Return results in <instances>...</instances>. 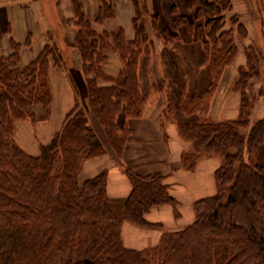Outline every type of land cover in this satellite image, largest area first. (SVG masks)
<instances>
[{"label": "trees", "instance_id": "obj_1", "mask_svg": "<svg viewBox=\"0 0 264 264\" xmlns=\"http://www.w3.org/2000/svg\"><path fill=\"white\" fill-rule=\"evenodd\" d=\"M132 1L135 38L127 40L122 28L102 33L94 29L93 22L114 18L115 8L108 0L101 1L93 22L85 13L83 0H73L77 37L72 49L81 56L77 63L85 74L89 108L119 157L131 133L128 120L141 117L147 98L139 79L143 42L151 40L145 22L158 19L148 12L145 0ZM231 9V0H210L204 10L198 9L197 18L200 13L210 17L205 25L195 27L186 15L176 18L186 21L187 30L202 42L212 70L210 89L202 95L185 94L179 107L185 116L193 117L190 122L176 119L180 136L192 144L182 163L192 170L205 154L222 158L215 173L216 194L195 202L193 223L164 232L158 245L143 250L124 245L123 223L159 227L145 215L166 204L179 215L164 176H142L126 169L132 189L121 201L120 213L117 200L107 194L108 171L81 181L85 161L106 155L107 149L78 103L67 114L61 131L40 147L38 155L22 149L14 138L16 123L49 119V69H61L64 56L46 45L36 59L22 67L20 45L11 43L12 52L0 56V264H264V166L259 159L264 117L252 121L257 97L249 89L260 74L250 57L249 70L241 68L234 84L241 97L238 116L213 119L205 103L237 50L231 30L224 28V12ZM233 18L245 35V25L235 15ZM110 49L122 61L115 77L105 72ZM71 73L78 87L77 74ZM121 116L124 122L119 123Z\"/></svg>", "mask_w": 264, "mask_h": 264}, {"label": "crops", "instance_id": "obj_2", "mask_svg": "<svg viewBox=\"0 0 264 264\" xmlns=\"http://www.w3.org/2000/svg\"><path fill=\"white\" fill-rule=\"evenodd\" d=\"M101 1L102 0H83L85 13L90 20L96 18L101 6ZM145 1H147L150 12L159 16L160 21L163 22L164 18H166V20L169 18L172 19V15H186L188 10H191V7H193L194 10L198 9V6L203 9L205 3L210 0H201L202 5L197 4L198 6L194 5L191 7L188 5L189 0ZM231 1V13L239 19V22L247 27L249 35L253 38L255 37L254 39L258 40V46L263 48L264 0ZM112 2L116 7V17L111 19L109 22L110 25L108 24L109 26L105 24V28L101 26L102 29L97 30L102 33L105 30L110 32L122 28L126 35V39L131 40L134 37V7L130 3V0H112ZM194 3L197 2L195 1ZM73 18H75L73 0H0V52L6 51L8 55L11 53V43H18L20 45L21 62L23 66H26L40 54L46 45H52L53 42H55L57 46L61 47L62 50H60L63 52V55L68 58L71 54L69 48H73L77 37V29H74L71 26L69 27L68 25ZM103 28L105 29L104 31ZM182 31H180V33H182ZM186 31H184V36L183 34L182 36L180 35L182 39L185 37L184 40L186 42L180 41L179 45L174 44V48H172V43H168V48L166 47L167 50L160 51L157 48L158 50L154 52V56L149 55L150 61H153L154 58L157 59L155 60L156 63L158 60L162 61L160 55H166L169 60L173 59L175 62L186 63L188 68H190V73L179 74L180 77L175 78V80H173V77L168 78V80H170L168 88H166L168 91L164 89L165 83L163 82L166 78L163 76H165V74H149V64L147 66L145 65V55L143 54L144 56L141 57L139 63L141 91L148 96L157 94L158 97L156 98V101H149L148 104L144 106L140 118L129 122L131 134L124 153L125 160L132 166L136 167L137 174L142 176L159 174L167 178L166 184L170 186V194L179 202V211L183 214L181 217L182 219L176 220L172 207L170 206L153 209L146 215V219L151 223H163L164 227L166 226L167 229L170 224H172L173 227L168 229L170 231L180 228L182 229L186 225L193 223L195 219L193 204L200 199L215 194L216 186L214 174L221 164L216 159L209 161L204 160L197 165L196 170L194 171L184 169L181 164V156L188 148V145L180 136L176 121L172 120L167 122V120H163L164 109L166 108L165 99L167 96L170 95L172 104L176 106V108H179L183 101V93H188L192 96L202 95L211 87V77L208 64L206 63L207 65L203 66L201 70L199 68L203 63L196 66V63L200 61L208 62V59L204 60L203 46L202 44L195 42L193 36L190 33L189 36ZM67 36H72V43L68 42ZM186 37L188 38L186 39ZM249 39L251 38L249 37ZM165 42L166 41H163L164 44H166ZM259 51L261 52V49ZM262 53L263 52H261V54ZM155 56L158 57L156 58ZM194 56L197 59L195 62H192V57ZM117 59L116 56H112L113 63H118L119 59ZM65 62L64 67L61 69H55L51 75L54 94L52 119L55 118V116L59 119L60 113L62 119H64L66 113L75 105L77 99L80 100L81 91H87L85 80L81 74L76 77L78 87H76L72 80V74H70L72 68L70 69L69 63L71 64L74 62L73 59L69 57ZM190 62L192 63L190 64ZM243 65L244 64H237L236 60L232 65L227 67L221 78L220 85L229 72L232 73L236 80L238 68ZM186 67L187 66H185V69ZM105 70L108 72H106L107 74H111L107 69ZM118 73L119 71L114 75L111 74V76L115 77ZM200 74H202V76H200ZM55 75L61 76L59 79L62 78L61 83H63V86L56 89V86L54 85ZM159 80L162 81H160V84ZM178 84L180 85V97L173 100L172 92L178 88ZM262 85L264 86V83H261L260 86ZM220 87L221 86L218 87V90ZM218 90L213 101L214 103H220L221 105L218 108H212L211 113L213 110L219 112L216 115L222 116L223 119H230L229 116L228 118H225L224 115L228 111L226 106L228 103L223 102V100L219 98ZM222 94L224 93L222 92ZM216 95L218 97H216ZM234 95L235 94H232V96ZM214 103L212 102V107L214 106ZM232 103L235 106L239 105L235 103V98H232ZM237 106L233 108L231 119L236 118L237 116ZM177 117L185 122L190 121V119L192 120V118H188L185 115L179 116L178 114ZM52 119L50 120V123ZM19 123L22 124V126H18L19 130H25L26 127L32 129V125L29 123L28 126L24 125L22 122ZM60 126L61 124L58 128ZM23 134L24 131L21 132V138H23ZM98 135L104 143L99 132ZM27 152L29 151L27 150ZM103 158L104 160L101 161L104 162H101V166H90L93 165L91 162H88V165L86 164L88 167L86 169H92L91 167H94L93 172L88 171L90 174L89 176L93 177L97 173L106 169L108 171L107 190L109 198L111 200L125 199L128 197L132 189V184L128 175L122 167L117 165L116 161L113 162V157L110 153ZM92 163L96 164L98 162ZM159 230L160 229H153V231L143 230L133 227L128 223L125 224L123 229L124 241L127 246L126 235L128 233L126 234V232H130L131 234L136 235L145 233L147 239L151 235L153 238H156L155 236L158 235L156 241L158 242L161 235ZM148 240L146 243L149 242ZM128 245L129 246L127 247L132 248L135 244L131 245V243H128Z\"/></svg>", "mask_w": 264, "mask_h": 264}, {"label": "rangeland", "instance_id": "obj_3", "mask_svg": "<svg viewBox=\"0 0 264 264\" xmlns=\"http://www.w3.org/2000/svg\"><path fill=\"white\" fill-rule=\"evenodd\" d=\"M108 1L110 3H112V5L115 8V14H114V18H115L116 17V7L113 4L112 0H108ZM195 1L197 3H194ZM195 1H193V5L192 6L197 5V4L198 5H202L201 0H195ZM130 3L132 4V6L134 7V10H135V4L133 3L132 0H130ZM189 7H191V6H189ZM199 8L201 9L202 7L198 6V9ZM198 9L194 10L193 7H191V10H188V12L186 14V16L190 19V22H192L195 27H197L200 24L201 25H205L207 23V18H210L209 15H206L205 16L204 13L203 14L200 13L199 17L197 18ZM148 12L151 13L150 10H149V7H148ZM151 14H153V13H151ZM154 15H156V14H154ZM179 16H184V15H179ZM179 16L178 15H176V16H173L172 15V19L169 18L168 20H166V18H164L165 20L163 19V22L160 21L159 16H158V19L156 21L155 20H152L150 18L149 20L146 19V22H145V24L148 26V31H149L148 33L150 34V37H151V40L149 39V42H147V40H145V42H143V44L145 46V50L143 52L144 55H145V65L147 66L149 64V67H148L149 68V74H165V76H163L164 78H166L164 80V82H163V83H165L164 84V89L168 88L169 81H170V80H168L169 77L170 78L173 77V80H175V78L180 77L179 74H188V73L191 72L190 68H188V65L186 63H182V62H178V61L175 62L173 59L172 60H169L166 55H160L162 61L158 60L157 63L155 61L157 59H155V58L153 59V61H150L149 60V58H150L149 55L154 56V54H155L154 52H156L158 49L160 51L161 50H164V51L167 50L166 47L168 46V43H172V48H174V44L179 45V42L180 41H185L184 40L185 37L182 39L181 36H182V34L184 36V31H186V21H179V22H177L176 21V18H178ZM147 17H148V15H146V18ZM223 17H224V22H225L224 28L225 29H228V30H231V33L230 34H231V36L235 37L234 40H235V43H236V46H237V50H236L235 56H234L233 60L230 62V65H232L236 60H237V64H244L243 66H240L238 68V73L236 74V80L238 78V74H240V69L241 68H245L246 71L249 70V67H248V58L249 57L252 60V65L256 68V70H258V72L260 74V76L258 77V79L255 78V79L252 80V86H250L249 93H250V95H255L257 97V102H256V105L254 107L253 114H252V121H256L257 119H262L264 117V86L263 85L260 86V85H261V83H264V47L263 48H260L258 46V42H257L258 40L254 39L255 37L253 38L252 36L249 35V30L247 29L246 26H245V30H246L245 31L246 32L245 35H244V33L240 32L238 30V24H237L235 18H233V14L231 13L230 10H226L224 12V16ZM110 21H111V19L106 20V21H103V22H100V23H96V22H93V20H92L94 29L98 33H100V32L97 29H102L101 26L104 27L105 24H107V25L109 24L110 25V23H109ZM70 22L71 23L68 24L69 27L71 26L72 28L75 29L76 28V24L74 22V18L72 20H70ZM171 23H172V25H171ZM133 26H134V23H133ZM210 26H211V24H210ZM104 28H103V31L105 30ZM105 31L106 32H109L107 30H105ZM113 31H115V30H113ZM180 31H182V33H180ZM186 33H188V34L190 33L193 36L195 42H198V43L202 44L201 41L195 40L194 34H192L189 30H187ZM190 34H189V36H190ZM248 36L251 39H249ZM70 37H71V39H70ZM70 37L67 36V39H68V42L69 43H72L71 42L72 36H70ZM134 38H135V29H134V37L131 40H133ZM187 38L188 37H186V39ZM163 41H166L165 42L166 44H164ZM147 43L148 44L150 43L148 47L146 45ZM49 45H51V44H49ZM202 46H203V44H202ZM50 47L55 48L57 54L63 53V52H61V50H62L61 47L57 46L55 42H53V44ZM69 49H70V52H71V54L69 55V57L71 59H73V61H74L71 64L69 63L70 69L72 68L73 74H77L78 76L81 74V76L83 78H85V74L83 73L82 66L80 65V63L79 64L77 63V62L81 61V56L79 55L78 52L74 51L73 49H71V48H69ZM260 49H261V52H263L262 54L259 51ZM11 52H12V47H11ZM142 54L139 57V63H140L141 57L144 56ZM107 55H108V61H107L106 65H105V69H107L113 75L116 74L118 71L120 72V70H121L120 69L121 68V62L122 61L120 59L119 54L116 51H113L112 49H110L109 51H107ZM146 55H148L149 57L146 56ZM203 55H204V60L208 59V62L200 61V62L196 63V66H199L200 64L203 63L202 66H200V68H199L201 70V68L203 66H205V65L208 64L209 70H210V77H211L210 79H211V82H212V70L210 68L209 57L205 53V50H203ZM0 56H7L6 51L0 52ZM112 56H116L119 59L120 62L118 61V63H113L112 62ZM69 57L66 58L64 56L63 57V60H60L62 67H64V65L66 63V62L64 63V61L66 59L68 60ZM146 57L148 58V60H147ZM155 57L157 58L158 56H155ZM192 58H193V61L192 62H195V60L197 59L195 56L192 57ZM154 61H155V63H154ZM192 62H190V64ZM20 65L22 67H24L23 64H22V62H21V57H20ZM230 65H228L227 67H229ZM185 66H187L186 67L187 71L185 69ZM227 67H225L223 69V73L226 71ZM55 69H58V68H52V67H50V69H49L50 84H51V90H52V109H51V115H50L49 119L46 120V121H38V122H32L31 120L18 121L16 123V131H15V136H14L16 143L22 149H24L26 152L28 150L29 152H27V153L32 154V155H35V156L38 155L39 152H40V147L42 145L49 144L52 141V139L54 138V136L58 132L61 131V129H62L63 125H64V122L66 120L67 114L78 103L79 106L83 109L84 113L87 116L88 125L96 132L97 135H98V132L100 133V135L102 136V139H103V141L105 143L104 145L106 146V149H107L106 155L100 156L98 158L89 159V160L85 161V163H84V165L82 167V172L80 174V180L81 181H85L86 179L93 178V177L97 176L100 172L97 173L93 177L92 176H89L90 174L88 173V171H92L93 172L94 167H91L92 169H86V168H88L86 166V164L88 162H91V164H93V165H90V166H101V162H104V161H101V160H104L103 157L109 155V153L113 157V162L116 161L117 165L119 167H122L125 172H126V169H131L134 173L137 174L136 167L135 166H132L131 164H129L125 160V158H124V153H125V150H126V147H127V144H128V141H129V137L130 136L128 137V140H127V142L125 144V147L123 149V153H122L121 157H119L113 151V149L110 147V145H109V143L107 141L106 132H105L103 126L100 124L99 120L92 114V112H91V110L89 108V98H88V92L87 91H85V90L84 91H81L82 93L80 94V97H81L80 100L77 99L75 105L66 113V116H65L64 119H62V116L60 115L61 113L59 114V119L56 116H55V118L52 119V116H53L54 94H53V86H52V82H51V75H52V72ZM105 72H107V71L105 70ZM223 73L221 74V78L223 76ZM200 76H202V74H200ZM59 77H61V76H59V75H55L54 76V82H55L54 85L56 86V87L54 86L55 89L56 88H60V86H63V83H61L62 82V78L59 79ZM221 78H220V81L222 80ZM236 80H235V77L232 75V73L229 72L225 76L224 81L221 83V85H220V82H219L217 88L215 90H213V92L211 93V95L207 96V99L205 100V103L206 104L208 103V105L210 107L209 108L210 109V116L213 119H216V120H229V119H223L222 116H220V115H216L219 112H215V111L212 110V113H211V109L212 108H216V107L218 108L221 105L220 103L219 104L218 103H214V101H213V99L215 97V94H216L219 86H221L220 89L218 90L219 98H221L223 100V102H227L228 103V104H226V106L228 108V111H227V113L224 114L225 115V118L226 117L228 118V116H229V118L231 119V115L233 113V108H235L237 106V105L236 106L233 105L232 98H235V103L239 104L237 106L238 111H239L241 97H240V94L238 92L233 91L234 90V84H235L234 81L236 82ZM160 81L161 80H159V84L162 82V81L161 82ZM179 86L180 85L178 84V88L175 89V90H173V92H172V99L173 100L176 99L177 97L178 98L180 97L179 96V93H180ZM221 89H222V92L224 94H222ZM166 91H168V89H166ZM261 93H263V94L261 95ZM185 94H188V93H183L182 94L183 100L185 99ZM232 94H235L234 95L235 97L232 96ZM146 97L147 98H146L145 106L148 104L149 101H152V100L153 101H156V98L158 97V95L157 94H154L152 96L146 95ZM216 97H218V96L216 95ZM165 100H166V102H165L166 108L164 109V118H163V120H167V122L172 121V120L176 121V119H178V117H177L178 114H179V116L180 115L181 116L184 115V113L181 112V111H179V108H176V106H175L174 112H172V102H171L170 95L167 96ZM212 102L214 103V106L213 107L211 106ZM182 103H183V101H182ZM39 111H40V108L37 109V112L38 113H39ZM236 115L238 116V113H236ZM118 117H120V116H118ZM188 118H192L193 119V117H189V116H188ZM51 119H52V121L50 123V120ZM233 119H235V118H233ZM61 120H63V121H61ZM132 120H134V119H132ZM132 120H128V126H129V128H130L129 122L132 121ZM190 121H192V120L190 119ZM190 121H188V122H190ZM19 122L24 123V125H26V126H28V123H29L30 125H32V129H29V127H26L25 130H27V131H25L23 129H20L19 130L18 129V126H20V125L22 126V124H20ZM120 122L121 123L124 122V118L123 117L121 119L119 118V123ZM54 123H55V126H54ZM176 123H177V121H176ZM60 124H61V126L58 128V126ZM22 131H24V134L22 135L23 138L20 137ZM130 132H131V129H130ZM48 133H50V134H48ZM185 142L187 143L188 148L185 150L184 153H182V156H181V164H182V167L184 169L190 170V169H187L186 167H184L183 166V163H182V161H183V154L188 153V152H190L192 150V144L190 142H187V141H185ZM30 152H32V153H30ZM213 159L214 160L216 159V160H218L221 163L220 166L217 168V170H218L222 166L223 160L219 156H217V155H215V154L212 153V154H205V155L201 156L197 160V162L195 164V167L192 170H190V171L196 170L197 165L201 161H204V160H208L209 161V160H213ZM259 159H260L261 165L264 166V144L260 147ZM92 162H98V163L94 164ZM216 171H215V173H216ZM166 179L167 178L164 177V182L165 183H166ZM214 180H215V174H214ZM107 184H108V181H107ZM215 186H216V180H215ZM168 190H169V193H170V186L169 185H168ZM107 194H108V190H107ZM215 194H216V192H215ZM108 197H109V195H108ZM174 199L176 200V208H177V211L179 212V215L178 216H176V213H175L176 211L174 210V207L172 205H170V204H166V205H162V206H159V207H155L153 209H160V208H163V207H166V206H170V207H172V210H173V213H174V216H175L176 220H181L182 219L181 217H182L183 214L179 211V208H180L179 207V202L177 201L176 198H174ZM121 201H122V199H119V200L116 201L117 209H118L117 211L119 213L122 211V204H123V202H121ZM194 204H195V202H194ZM194 204H193V212H194V215L196 217V213H195V210H194ZM153 209H151L148 213H150ZM146 215H145V218H146ZM128 223L129 222H124L123 223V227H122V239H123V242H124V245L125 246H126V243L124 241L123 229H124L125 224H128ZM129 224L132 225L131 223H129ZM155 224H159V227H153V229H157V230L160 229L159 231L161 232L160 239H159L158 242H156L158 235L155 236L156 238H153L152 235H151L148 238L149 239L148 240L146 238V234L145 233H143L141 235H136V234H131L130 232H126V234L128 233L126 235V237H127V239H126L127 246H129L128 243L129 244L131 243V245L135 244V245H133L132 248H130V249L135 248L134 250H143L145 248H152V247H155L156 245H158V243L160 242L161 237L163 236V233L164 232H175V231L182 230V229H184V228H186L188 226V225H186L182 229L180 228V229H177V230H171L170 231L168 229L173 227L172 224H170V226H169L168 229H167L166 226L164 227V224L163 223H155ZM178 225H180V224H178ZM132 226L133 227H137L139 229H143V230H151V231H153V229H149V228H141V227H138V226H135V225H132ZM147 240L149 241L148 243H146ZM127 248H129V247H127Z\"/></svg>", "mask_w": 264, "mask_h": 264}]
</instances>
